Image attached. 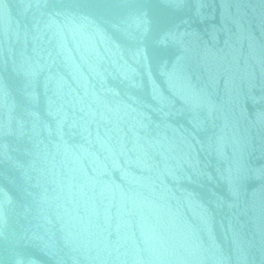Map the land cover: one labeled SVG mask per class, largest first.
Wrapping results in <instances>:
<instances>
[{
  "label": "water",
  "instance_id": "obj_1",
  "mask_svg": "<svg viewBox=\"0 0 264 264\" xmlns=\"http://www.w3.org/2000/svg\"><path fill=\"white\" fill-rule=\"evenodd\" d=\"M0 264H264V0H0Z\"/></svg>",
  "mask_w": 264,
  "mask_h": 264
}]
</instances>
